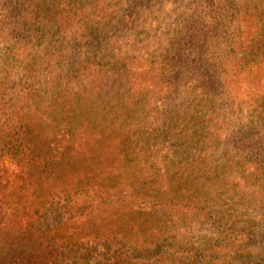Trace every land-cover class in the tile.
Here are the masks:
<instances>
[{
    "label": "trees",
    "instance_id": "16d2710c",
    "mask_svg": "<svg viewBox=\"0 0 264 264\" xmlns=\"http://www.w3.org/2000/svg\"><path fill=\"white\" fill-rule=\"evenodd\" d=\"M186 2L184 14L194 18L184 25L187 17L182 16V26H173L184 45L167 48L161 68L166 77L189 48L185 45H205L225 21L232 35L226 55L207 64L205 77L196 72L198 58L189 61L183 84L201 91L177 115L195 125H182L180 139L170 142L172 125L114 130L75 125L84 106V76L81 71L72 79L53 75L51 53L62 45L53 41L60 33L50 30L55 25L50 0H3L4 64L16 58L19 72L31 81L20 85L25 103L18 107L10 99L4 107L7 125L0 97V264H264V131L254 129L253 121L231 135L229 127L210 125L215 116L225 125L236 124L229 116L225 121L226 113L248 108L242 106L246 95L257 105L253 113L264 118V42L257 25L264 2ZM100 3L106 7L105 0H98L94 8ZM147 3L121 0L113 16L104 14L107 21L83 29L82 38H70L71 48L100 42L108 25L134 30ZM259 54L263 59L250 64V56ZM110 57L108 71L117 84L133 90L137 72L130 63L135 57L122 50ZM61 78L66 84L59 87ZM164 82L161 89L167 93L179 91L173 82ZM42 88L52 92L42 96ZM225 105L230 108L226 113ZM41 109H58L64 125H52L43 134L44 126L37 125ZM155 146L162 148L145 166V154ZM242 152L252 156L243 158ZM225 169L232 174L227 191L218 180ZM197 183L205 185L204 192ZM202 229L209 232L195 237Z\"/></svg>",
    "mask_w": 264,
    "mask_h": 264
},
{
    "label": "rangeland",
    "instance_id": "374dc122",
    "mask_svg": "<svg viewBox=\"0 0 264 264\" xmlns=\"http://www.w3.org/2000/svg\"><path fill=\"white\" fill-rule=\"evenodd\" d=\"M40 1L42 2V0ZM92 1L94 5H96L98 0ZM145 1H148L145 7L148 6L149 8L147 11L145 10V17L139 19L140 24L137 28L134 30H122L118 26L110 27L108 25V28H105L107 33L100 39V42L89 43L82 46L80 50L77 49L75 51L70 46L73 42L70 38L73 36L82 38V35L86 32L83 29H95L96 26H98L96 21H98V24H102L104 19L107 21L109 17L104 14L106 13L109 16H113L121 0H105L106 7L100 3L95 6V8L93 3L89 0H50L53 10V19L55 20V25L50 26V30L60 33V35L53 37V41L57 44L61 43L62 45V47H59L61 51L53 49L51 53L50 61L53 64V75L54 73L57 75L62 73V75H66L65 77L67 79L70 75L73 77V75L81 71L84 76V106L81 108L80 120L78 124L76 122L75 125H87L93 129L106 128L110 130L127 129L129 127H131L130 129H134L135 126L141 129H147L149 125H158L160 129H164V125H172L168 140L170 142H176L180 139V131L183 128L182 125H195L190 121L185 122L182 116L177 115L182 109L181 105L186 104L189 100L194 102L192 98L196 96L197 92L199 93L201 91L192 90V84L189 85L191 89L187 83L184 82L183 84L187 65H189V61H191L192 57L195 55L201 66L198 69L200 72L196 71L200 75L198 77H205V67L208 65L210 66L213 64L212 62L226 55L228 37L232 35L230 33L231 26L230 22L225 21L222 27L213 35L214 38H209V42L203 46L197 44L191 48V46L185 45L189 48L185 50L184 56L176 58L173 64V71L166 77V74H163L161 68L167 61V58L164 57L166 56L167 48L184 45L183 42H178L177 38H175L173 26L177 23L180 26H182V24H189V21L194 17L192 16L193 14H184V12H187L186 5L188 2H186V0ZM261 2L263 3L264 0H261ZM0 3V7H2L3 0H0ZM88 5H90V7ZM100 6H103V8ZM28 9H30V7ZM68 16L70 17L68 18ZM182 16L187 17V19L181 24ZM69 19L71 20L69 21ZM114 21L115 20H111V22ZM257 25L261 27L260 37L264 42V17L261 18L260 16L258 18ZM205 27H209V25ZM2 29L3 27H0V31H2ZM252 29L254 30V25ZM75 32L76 35H74ZM31 39L32 45L38 43L33 37H31ZM171 41H176V43H171ZM45 42L47 41L44 40V45H46ZM14 43H16V40H11V44ZM185 46H183V48H185ZM190 48L191 51L187 53L186 51ZM6 49V46L3 45V39L0 38V97L3 98V125H7L5 121L7 111H4V107L9 104L8 102L11 101L10 99H13L12 103H17L18 107L21 106V103H25L24 97L20 96V85H24V83L29 84L31 81L28 80L29 77H25L19 72L20 70L18 69L16 58L10 63L4 64L3 54H5L4 51ZM198 49L201 51L197 52ZM120 50L135 57L130 64L133 70L136 69L137 75L133 79L135 88L131 91L129 90L130 92L124 90L122 84H117L116 77L108 71L107 63L113 58L110 57L111 54L117 53ZM187 55H189V57ZM260 56L261 54L250 56V64L254 58L256 60L263 59ZM254 63L255 61L252 64ZM76 68H79V70L74 73V69ZM159 72L162 77H159L161 79L158 81L159 74L157 73ZM213 74L216 78H221L219 72H213ZM198 77L196 76L195 79L197 80ZM20 79L23 82L20 81ZM69 79L72 78L70 77ZM166 79L173 82L175 87H178L179 91L167 93L168 91L166 92L165 89H161L166 87L167 84H165V82L161 84L162 80L166 81ZM64 84H66V80L61 78V82L58 83V86L60 87V85ZM155 84H157V87H155ZM51 92L52 89H43L40 94L42 96H47ZM124 92L127 93L124 94ZM246 98L247 100L242 106L247 105L248 108H244L239 114L230 111L226 113L230 108L226 105L222 107V111L227 114L225 121L228 120L229 116V118L235 119L236 124L225 125L221 117L215 116L212 122L213 124L210 125L229 127L227 133L231 135L242 123L245 124L249 121H253L254 129L264 131V118L262 117V119L259 120L260 116L252 111L257 105L249 96L246 95ZM43 103L45 104V102ZM45 108H47V106H45ZM43 109L39 112L38 116L40 121L39 124L37 123V125L44 126L41 128L43 134L47 133V128L52 125H64L63 122L59 120L58 109L56 111L52 109L43 111ZM215 110V112L219 111L218 108H215ZM249 114L250 116H248ZM164 116L169 118L163 119ZM237 132H239V130H237ZM158 148L162 147L155 146V150H147V154H145L147 159L144 161L146 164L145 166L155 161V153L153 152L155 151L158 153ZM159 153L162 155L166 154L164 150L159 151ZM241 155L243 158L252 156L246 152H242ZM215 160L218 162L216 156H213L211 163L212 167L216 166ZM220 168L221 166H218L219 170ZM230 176H232V174L228 173L225 169L218 177L225 191L230 188L228 181V177ZM238 176L240 177V174H238ZM215 179L217 180V177ZM196 185L202 192L205 191V185L200 183ZM207 232L209 231L202 229L200 232L195 233V237H200ZM117 237L122 239L123 242L126 240L123 234H118Z\"/></svg>",
    "mask_w": 264,
    "mask_h": 264
}]
</instances>
